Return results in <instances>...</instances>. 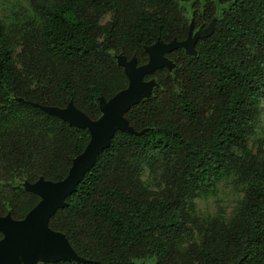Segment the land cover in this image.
Segmentation results:
<instances>
[{"label": "trees", "instance_id": "obj_1", "mask_svg": "<svg viewBox=\"0 0 264 264\" xmlns=\"http://www.w3.org/2000/svg\"><path fill=\"white\" fill-rule=\"evenodd\" d=\"M216 5L221 7L217 15ZM18 23L0 18V216L23 219L39 202L23 184L58 182L87 146L86 129L33 106L69 102L91 120L99 99L128 86L118 55L184 41L213 23L196 54L145 80L148 98L125 114L139 135L110 146L49 220L90 262L39 264H264V0H30ZM110 19L102 23L104 16ZM19 48V52L16 49ZM231 183L243 193L226 216L197 200ZM2 235L0 234V238Z\"/></svg>", "mask_w": 264, "mask_h": 264}, {"label": "water", "instance_id": "obj_2", "mask_svg": "<svg viewBox=\"0 0 264 264\" xmlns=\"http://www.w3.org/2000/svg\"><path fill=\"white\" fill-rule=\"evenodd\" d=\"M193 28L191 23L184 41L172 40L169 43L158 41L145 47L148 59L143 65L138 66L135 57L128 60L125 56L118 55L116 61L123 68L128 86L109 100L99 99L101 117L97 120H91L71 102L65 108L33 104L47 114L67 122L70 126L86 129L90 139L83 152L72 160L64 179L51 182L40 178L34 183L23 184L28 193L39 197V202L21 220H14L9 213L0 216V234L2 235L0 264L90 262L75 253L64 234L49 228V220L57 210L65 207L66 198L76 191L84 175L95 165L99 154L110 146L116 131L139 135L129 125L124 114L133 105L151 95L155 81L145 80V76H151L162 68L171 71L174 64L166 55L178 48H182L186 55H195L197 41L211 32L213 23L210 24L208 31L200 30L193 34Z\"/></svg>", "mask_w": 264, "mask_h": 264}, {"label": "rangeland", "instance_id": "obj_3", "mask_svg": "<svg viewBox=\"0 0 264 264\" xmlns=\"http://www.w3.org/2000/svg\"><path fill=\"white\" fill-rule=\"evenodd\" d=\"M202 5L204 0H193ZM30 0H0V18L13 23H18L26 17V13L31 10L29 7ZM221 7L216 5L217 15H220ZM110 19V15L104 16L101 19L102 23L107 22ZM193 24V23H192ZM211 24V23H210ZM210 24H201L197 27L193 25V34L198 31H208ZM19 52V48L16 49ZM256 135L264 143V103L262 104L260 120L257 124ZM216 196L211 195L206 200H197V208L200 215H215L217 212H223L226 216L231 214L238 206L242 199L243 193L238 190L231 183L222 182L218 185V192Z\"/></svg>", "mask_w": 264, "mask_h": 264}]
</instances>
